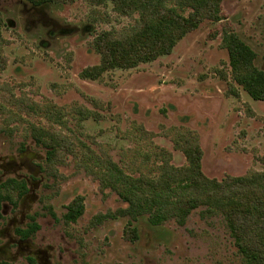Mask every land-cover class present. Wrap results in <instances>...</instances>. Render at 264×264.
Here are the masks:
<instances>
[{
	"label": "rangeland",
	"instance_id": "rangeland-1",
	"mask_svg": "<svg viewBox=\"0 0 264 264\" xmlns=\"http://www.w3.org/2000/svg\"><path fill=\"white\" fill-rule=\"evenodd\" d=\"M221 11L220 22L203 21L170 55L90 81L79 75L99 64L95 37L121 35L138 13L121 15L111 2L92 0L42 7L0 0V154L29 147L46 157L33 127L56 132L71 146L54 169L38 163L43 181L31 209L39 225L33 241L52 246V264H244L222 216L202 217L204 207L183 226L173 220L155 226L147 214L100 220L127 207L104 185L113 176L108 160L125 176L154 179L165 162L186 167L177 146L192 141L208 179L264 173V102L233 82L220 34L234 32L264 72V0H222ZM53 110L65 125L50 123L46 113ZM77 197L83 215L66 224V207ZM128 224L137 239L126 235Z\"/></svg>",
	"mask_w": 264,
	"mask_h": 264
},
{
	"label": "trees",
	"instance_id": "trees-1",
	"mask_svg": "<svg viewBox=\"0 0 264 264\" xmlns=\"http://www.w3.org/2000/svg\"><path fill=\"white\" fill-rule=\"evenodd\" d=\"M32 6L42 7L56 0H26ZM99 4L111 2L121 15L138 13L137 23L121 35L101 32L93 41L94 51L100 61L96 66L80 73L84 80H99L114 70H129L149 64L170 55L175 46L205 20H222V0H92ZM0 19V43L2 42ZM221 47L227 51L233 82L254 101L264 102V72L255 64L256 55L234 32L222 29ZM35 111V108H30ZM37 110V109H36ZM49 112V111H48ZM50 123L65 125L60 110L46 113ZM87 111L82 116L86 117ZM36 144L46 149L45 163L49 169L59 161L60 152H71L69 141L45 128L33 127ZM185 155L188 165L177 169L166 162L159 167L161 174L154 179L125 176L108 160L104 185L116 190L127 204L117 214H107L100 220L128 216L136 220L148 215V221L159 226L169 220L179 226L189 215L204 207L202 217L222 216L234 245L244 264H264V173H251L243 177H226L221 181L208 179L201 171L202 152L197 144L186 141L177 146ZM180 192L175 199L171 194ZM84 212L83 199L77 197L66 207L63 220L75 223ZM53 215V213H51ZM37 215L30 217L22 237L34 235L39 230ZM131 240L137 239L136 229L128 224L125 230ZM0 264H10L0 262Z\"/></svg>",
	"mask_w": 264,
	"mask_h": 264
},
{
	"label": "flooded vegetation",
	"instance_id": "flooded-vegetation-1",
	"mask_svg": "<svg viewBox=\"0 0 264 264\" xmlns=\"http://www.w3.org/2000/svg\"><path fill=\"white\" fill-rule=\"evenodd\" d=\"M44 160L29 147L12 155L0 154V262L52 264L51 245L36 244L33 237L37 232L27 238L19 233L35 215L31 209L43 181L38 163Z\"/></svg>",
	"mask_w": 264,
	"mask_h": 264
}]
</instances>
